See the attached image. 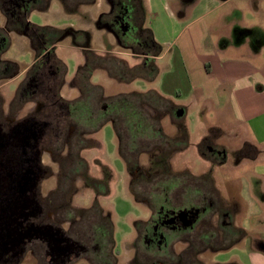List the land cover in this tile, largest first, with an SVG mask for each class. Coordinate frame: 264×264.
Here are the masks:
<instances>
[{
  "label": "rangeland",
  "instance_id": "obj_1",
  "mask_svg": "<svg viewBox=\"0 0 264 264\" xmlns=\"http://www.w3.org/2000/svg\"><path fill=\"white\" fill-rule=\"evenodd\" d=\"M153 1L157 2L156 6L145 14L141 30L153 32L161 50L158 56L162 55L165 43L172 41L179 29L182 12L187 16L192 12L193 17L205 14V20L214 23L209 27L213 36L222 44L236 46L235 53L241 44V50L246 44L242 42L243 37L249 36L245 35L250 22L247 16L264 10L260 0H232L224 5L201 0L194 11L190 7L194 4L191 1L195 0ZM40 4V11L29 13L28 21L35 26L58 31H51V42L56 41L57 46L54 57L64 68L63 74L61 70L58 76L57 83L61 80L58 91L65 103H71L80 110L68 124L61 122L55 133L50 130L46 133L39 162L44 174L35 195L43 208L41 219L60 227L66 236L86 247L85 253L71 264H179L174 257L182 255L186 247L188 249V243L195 235L181 236L170 251L172 258L155 255L149 259L144 257V243L137 237V228L149 220L159 205L148 206L145 201L147 192L159 194L163 188L171 189L169 193L174 198L179 193L192 195L195 186H203V195L208 202L225 204L224 208L235 205L236 225L241 226L245 206L242 194L244 181L250 184L253 175L240 161V132L235 136L231 134L234 140H229L230 136L223 131L221 138H216V133L212 135L209 129L216 127L220 117L210 114H188L186 129L185 121L176 119L165 107L158 108L154 115L142 112L139 117L142 129L138 132L134 122L126 125L119 117L103 115L106 106L113 105L120 95H124L125 102L139 107L129 99L131 96L128 99L125 96L147 92L149 87L154 92L159 91L161 87L169 86L171 80L180 82L183 87L181 69L167 56L157 61L158 72L152 85L142 80L128 82L127 77H123V81L117 80L113 78V65H120L113 63V58L122 60V71L149 59H145L136 47L134 50L125 46L121 49L107 30L97 26V16L109 11L107 0H53ZM65 31L82 32L86 41L82 36L71 42L69 36L62 37ZM0 36L6 38L0 54V119L18 120L39 107L44 112L48 105L46 99L21 98L18 94L28 82L29 73L15 77L31 66L36 50L21 30L7 27L2 14ZM84 44L92 50L90 55L74 47ZM115 50L119 52L117 55L110 53ZM89 63L91 67L86 66ZM146 112L150 114L151 110ZM109 118L115 121L117 134ZM219 147L223 149L225 158L217 164L221 160L214 151L221 150ZM199 157L207 162H200ZM201 176L204 178L200 179ZM220 187L227 191V195L223 194L222 188L220 192L216 190ZM222 221L220 216L211 219L219 231ZM252 223L255 233H264V225L259 226L256 220ZM233 238L216 242L215 247L225 244L228 247ZM241 241L212 254L203 251L194 256L191 253L192 261L185 260L184 264H194V259L195 264H237L238 261L248 264ZM184 257L189 258V255L184 254ZM9 264L48 263L41 242L34 241L28 244L19 260Z\"/></svg>",
  "mask_w": 264,
  "mask_h": 264
},
{
  "label": "flooded vegetation",
  "instance_id": "obj_2",
  "mask_svg": "<svg viewBox=\"0 0 264 264\" xmlns=\"http://www.w3.org/2000/svg\"><path fill=\"white\" fill-rule=\"evenodd\" d=\"M107 1L110 6L109 11L97 16V26L107 30L121 49L124 48L122 40L130 44L135 43L137 26L129 19L127 9L124 12L115 11L112 3L118 7L119 0ZM42 2H53V0H0V14L6 18L7 27L12 26L21 30L36 50L34 60L25 72L30 75L28 82L18 94L21 98L24 96L32 99L42 98L48 102L47 108L43 109L44 112L39 107L35 112L18 120L9 122L6 119H0V217L2 218L0 228L4 222L11 224L10 227L5 224L1 232L3 241H0V244L6 245L4 248L0 246V264L19 260L26 252L28 244L34 241L41 242L45 261L48 264H71L86 251L85 246L66 236L60 227L50 225L49 221L45 222L41 219L43 208L35 195L38 182L44 174L39 162L46 133L49 130L55 133L61 122L68 124L75 119L80 110L71 103H65L58 91L61 84V80L59 84L57 83L58 76L61 70L63 74L64 68L53 54L56 41L51 42V31L54 33L56 30L50 28L42 30L39 29L41 27L28 21L29 13L40 11L38 8ZM44 7L46 8L47 5ZM114 12L117 14L114 15ZM82 35L85 39V34L82 32L65 31L62 37L69 36L72 42H76ZM4 40L6 38L0 36V54L3 52ZM82 50L92 53L85 44ZM142 56L148 59V56ZM15 77H19V74ZM170 190L163 188L160 193L157 192L159 194L147 192L148 197L145 201L148 206L159 205L156 211L153 210L149 220L139 224L141 228L138 227L136 230L137 237L144 243L145 258H153L155 255L158 258L167 256L172 258L170 255L172 247L185 234L195 236L189 241L188 249L186 247V250H182L184 251L182 255L174 257L179 264L190 261L191 253L194 256L197 252L203 251L212 254L215 250L222 251L230 248L229 245L225 247L226 244L216 248L215 243L233 237L236 229L241 232V228L234 227L231 221L226 220L228 213H234L233 208L227 212L223 205L215 201L214 203L207 201L202 205L198 186L194 187L191 196L188 195L189 193H185V196L179 193L173 198L169 193ZM218 216L223 218L220 231L211 223V219ZM30 228H50L52 233L58 232V236L50 239L43 234L34 235L32 232L28 233ZM8 233L13 234L14 241L11 242L6 238ZM23 236L26 238L19 243L17 238ZM184 254L189 255L190 259L183 258ZM195 263L197 262L194 259Z\"/></svg>",
  "mask_w": 264,
  "mask_h": 264
},
{
  "label": "crops",
  "instance_id": "obj_3",
  "mask_svg": "<svg viewBox=\"0 0 264 264\" xmlns=\"http://www.w3.org/2000/svg\"><path fill=\"white\" fill-rule=\"evenodd\" d=\"M196 1H191V4L194 3L190 7L193 11L201 4V0ZM207 1L224 5L232 0ZM138 2L143 24L145 14L152 12L157 2L153 0H138ZM259 4L264 8V0H260ZM170 17L174 19L172 15ZM247 17L250 22L245 35L249 36L243 37L242 42L246 43L243 49L240 48L241 44L238 51L234 53L236 46L220 43L210 32L209 27L214 23L206 21L205 14L199 13L193 17L192 12L188 16L182 12L179 17L182 26L179 23L180 27L172 41L165 43L166 49L162 55L147 58L156 74L158 72L157 61L167 56L173 59L175 65L181 69L184 77L183 87L180 82L171 80L169 86L165 85L155 92L163 95V98L173 105L177 118L185 121L186 129L188 114L192 116L210 114L220 117L216 127L209 129L212 135L216 133V138H221L222 131L230 138L235 136L236 132H240L241 141H239L242 148L240 161L253 176H251L250 184L244 181L242 194L245 206L241 226L236 225L235 212L237 209L233 204L227 206L235 211L228 213L226 220L231 221L234 227H239L244 232L242 241H240L245 246L247 263L264 264V233H255L252 223L256 220L259 226L264 225V10L254 11ZM251 26L255 28L252 29ZM144 30L149 31L154 43L158 46L153 32L150 29ZM69 40L71 41L70 38ZM74 47L82 50L84 46L74 45ZM54 49H57V46ZM158 49L160 52L159 46ZM111 52L115 55L119 53L116 50ZM28 69L29 67L24 68L19 75L24 74ZM155 77L151 82L146 83L152 85ZM150 90L149 87L148 91ZM230 138L229 140H234V137ZM220 149L214 151V155L221 160L217 164L225 158L223 149ZM198 159L202 163L207 162L201 157ZM203 178L204 176H201L200 179ZM215 180L221 182L219 178ZM221 188L216 190L220 192ZM224 190L222 188L221 191L227 195V191L224 192ZM204 193L203 186H201L202 205L207 201ZM233 237L235 239V233ZM230 244L232 243H229V246ZM236 244L239 242L231 246ZM237 264H241V261Z\"/></svg>",
  "mask_w": 264,
  "mask_h": 264
},
{
  "label": "trees",
  "instance_id": "obj_4",
  "mask_svg": "<svg viewBox=\"0 0 264 264\" xmlns=\"http://www.w3.org/2000/svg\"><path fill=\"white\" fill-rule=\"evenodd\" d=\"M114 7V10H118V11H122L124 12L127 9V14L129 19H131V22L133 24H136L137 26V39L135 43H129L127 41L122 40V43L125 47H130L133 50L135 49V47L141 51V55H146V56H151V57H156L158 56L159 53V49L158 46L154 43L149 31L147 30H141V24H142V14L140 11V7H139V3L138 0H119V2L117 1V6L112 3ZM114 15L117 14L116 12L113 13ZM140 24V25H139ZM39 29H46V28H39ZM38 29V30H39ZM139 31V32H138ZM90 55V54H88ZM93 56V54H92ZM103 59V58H102ZM113 63H119L118 67H116V65L114 64V76L113 78H116L117 80H121L123 81V77H127L128 78V82H133L136 80H143L147 83L151 82L155 75H156V71L155 69L152 67V65L150 64L149 60H144V62H142L140 65L138 66H134L132 68H125L126 70L122 71V68H120L123 64L122 60H118L116 58H113ZM103 61V60H102ZM104 62V61H103ZM91 63L87 64L86 66H90ZM109 64V62H108ZM97 65V64H95ZM100 65V63H99ZM98 65V66H99ZM85 66V65H84ZM96 66V67H98ZM101 66H104L103 64H101ZM150 68V69H149ZM93 69H95V67L93 66ZM127 82V81H126ZM124 95H120L118 99L115 100L113 105H109L106 106V110L103 113V115L105 116H109L110 114H112L115 118L119 117L121 119V121H123L124 124H136V128L135 130H141L142 126H140V115L142 112H145L146 115H154L155 113H158V108H162L165 107L169 110H171V113H173L175 115L176 119V110L173 108V105L166 100L165 98L161 97L160 95H158L156 92L154 91H147V92H143V93H135L133 95H129V96H125L130 97L129 99L133 100L132 102H136V104L139 106H133L132 104H130V102H125L123 99ZM128 99V98H127ZM145 110V111H144ZM148 110H151V113L149 114V112H146ZM114 119V118H113ZM109 122L112 123L113 128L115 130V134H117V128L115 125V121L112 119H108ZM107 122V121H106ZM133 130V129H132ZM235 238L232 242L231 245L238 243L244 236V232L243 230H241V232L239 230H235ZM217 251H221L219 250H215L214 252Z\"/></svg>",
  "mask_w": 264,
  "mask_h": 264
},
{
  "label": "water",
  "instance_id": "obj_5",
  "mask_svg": "<svg viewBox=\"0 0 264 264\" xmlns=\"http://www.w3.org/2000/svg\"><path fill=\"white\" fill-rule=\"evenodd\" d=\"M2 218L0 217V220H1ZM7 225L8 227H10V223H5L4 222V224H3V226L4 225ZM3 226H1V228H0V241H3V237H2V229H3ZM34 233V235H36L37 233H39V234H43V235H45V236H48L50 239L53 237V236H58V232H56V233H52V231H51V229L50 228H44V229H35V228H30L29 229V231H28V233ZM12 237H14L13 236V234L11 233V234H7V236H6V238H8V240L9 241H14V240H12ZM26 238V236H23V237H19V238H17L18 239V241H19V243L23 240V239H25ZM5 243H2V244H0V246L2 247V248H4L5 247Z\"/></svg>",
  "mask_w": 264,
  "mask_h": 264
}]
</instances>
